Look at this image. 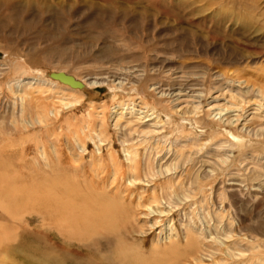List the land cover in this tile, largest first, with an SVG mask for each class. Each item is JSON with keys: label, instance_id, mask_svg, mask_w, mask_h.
<instances>
[{"label": "rangeland", "instance_id": "rangeland-1", "mask_svg": "<svg viewBox=\"0 0 264 264\" xmlns=\"http://www.w3.org/2000/svg\"><path fill=\"white\" fill-rule=\"evenodd\" d=\"M238 1L261 24L201 0H0V194L26 206L0 236L43 248L66 214L111 263L264 264V0Z\"/></svg>", "mask_w": 264, "mask_h": 264}, {"label": "bare ground", "instance_id": "bare-ground-1", "mask_svg": "<svg viewBox=\"0 0 264 264\" xmlns=\"http://www.w3.org/2000/svg\"><path fill=\"white\" fill-rule=\"evenodd\" d=\"M198 1H200V0H198ZM201 1H205V3L203 2L202 4H200V5H202L201 7H200V9L202 8L203 10H209L210 11V13H209V17H210V22H218L219 24L222 22V23H228L229 24V22H231V19H233V18H235L236 17V19H234L233 21H235V22H233V23H235V24H238V18L241 16V15H243V16H246V18L248 19V21H247V23H248V25H253V23H257V24H261L259 21H256L255 20V18L253 17V15H252V13H249V11H248V9H247V7H246V5L245 4H243V3H241L240 1H238V0H201ZM176 2L178 3V5H181V6H185V8H191L193 5H192V0H176ZM204 4V5H203ZM198 6V5H197ZM193 8V7H192ZM230 14V15H229ZM223 15H225V17L223 16ZM224 17V18H223ZM220 18H222V19H220ZM262 18H264V17H262ZM229 19V20H228ZM0 58H3V54H2V51H0ZM55 71V70H54ZM59 71H62V70H59ZM62 72H64V73H66V74H69V75H71L73 78H75V79H77V80H79L76 76H74L73 74H70V73H68V72H65V71H62ZM47 80H50V82L51 83H54L55 85H60V86H65V87H67L69 90L71 89V90H80L81 89V87H82V83H81V81H80V83H81V85L79 86V87H76V86H71V85H69L68 83H66V82H64V81H62V80H60V79H57V78H53V77H48L47 78ZM94 83V82H93ZM91 84V83H90ZM95 84V83H94ZM97 84V83H96ZM98 85V84H97ZM27 188H29L28 186H27ZM51 188H53V187H51ZM22 189H23V187H22ZM32 190V189H31ZM20 192H21V190H19ZM18 191V192H19ZM26 191V190H25ZM33 191L34 192H36L35 191V188H33ZM47 191V190H46ZM24 192V191H23ZM23 192L21 193V195H20V193L18 194L17 192H14V191H6V193L4 192H2L1 194H0V200H1V202H0V217L3 219V220H6V218L7 217H9L10 218V220L12 221V225L13 224H17V222H18V226L19 227H22V226H20V222L19 221H17V217H19V216H21V214H22V216L24 215L23 213H22V210H23V207H26V206H22V202H19V201H21V198H24V197H21L22 196V194H23ZM49 191H47V193H48ZM52 192V191H51ZM54 192H55V190H54ZM58 192V191H57ZM47 193H45V191L42 193L43 194V196H45L44 194H46V195H49V194H51L50 192H49V194H47ZM64 193H66L65 191H64ZM73 192H71V194H72ZM34 194V193H33ZM37 194V193H36ZM35 194V195H36ZM41 193L40 194H38L39 196H41L42 195ZM54 194V193H53ZM59 194V193H58ZM58 194H56V195H58ZM20 195V196H19ZM55 195V196H56ZM67 196H69L70 194H66ZM66 195H64L63 197H62V199L63 198H67V196ZM28 196V195H27ZM52 195H50V196H47L48 197V200L50 201V197H51ZM55 196H53L54 198H56ZM61 196V195H60ZM59 196V197H60ZM73 196V195H72ZM71 196V197H72ZM30 197V196H29ZM37 198V197H36ZM61 198V197H60ZM65 198V199H66ZM73 199H74V197H72ZM93 199V198H92ZM98 199V198H97ZM7 201V202H4V201ZM22 200H24V199H22ZM26 200V199H25ZM25 200H24V202H25ZM29 199H27V201H28ZM37 200H38V198H37ZM40 200H43L44 201V198H42V199H40ZM48 200H46L45 199V201L47 202ZM52 200V199H51ZM90 200H91V198H90ZM102 200V199H101ZM48 201V202H49ZM55 201H58V200H55ZM54 201V202H55ZM30 202H31V200H30ZM34 202H36V201H33V203ZM92 202V201H91ZM108 202V201H107ZM50 203V202H49ZM51 203H53L52 201H51ZM62 203H63V201H62ZM61 203V204H62ZM110 203V202H109ZM111 203H113L112 201H111ZM28 204V203H27ZM34 204H36V203H34ZM38 204V203H37ZM102 204H104V203H102ZM25 205V204H24ZM29 205V204H28ZM41 205V204H40ZM47 205H50V204H46L45 203V206H40V207H42L41 209H43V210H38V209H36L37 211H39L40 213L39 214H42L41 212L42 211H44V208H47L48 206ZM55 205V204H54ZM53 205V207H56V206H54ZM57 205V204H56ZM64 205V204H63ZM63 205H61V206H63ZM67 205H71V204H67ZM73 205H75V204H73ZM35 206H37V205H35ZM39 206V205H38ZM57 206H60V205H57ZM97 206H99V205H97ZM103 206V205H102ZM105 206V205H104ZM108 206H110V205H108ZM112 206V205H111ZM50 207H52V205L50 206ZM66 207V206H65ZM68 207V206H67ZM66 207V210L67 209H69V208H67ZM75 207H77V205L75 206ZM114 207V206H113ZM27 208H28V206H27ZM31 208H34V207H31ZM30 208V206H29V209L28 210H30V212H29V216L28 217H26V221H27V223H25V224H30L31 223V219H33V218H30V217H35V219L37 220V221H39V220H41L40 219V217H39V214L37 213V211L35 210V214H34V210L33 211H31L32 209ZM37 208V207H36ZM61 208V207H60ZM73 208V207H72ZM100 208L101 209H103L102 207H101V205H100ZM109 208V207H108ZM48 210H49V208H47ZM64 209V208H63ZM85 209H87V208H85ZM105 209H107V208H105ZM25 210V209H24ZM88 210V209H87ZM90 211H88V212H91V211H93V209L91 210V209H89ZM65 211V210H64ZM64 211H63V213H64ZM82 211V210H81ZM106 211V210H105ZM25 212V214L26 213H28L27 212V210L26 211H24ZM45 212V211H44ZM66 212V211H65ZM94 212V211H93ZM111 212H113V211H111ZM2 214V215H1ZM45 214H47V212H45ZM52 214V213H51ZM56 214V213H55ZM69 214V213H68ZM79 214H80V212H79ZM81 214H83V213H81ZM111 214V213H110ZM74 215H75V213H74ZM78 215V214H77ZM84 215V214H83ZM108 215V214H107ZM42 216H43V214H42ZM44 216H47V215H44ZM43 216V217H44ZM48 216H50V215H48ZM56 216H58V213H57V215ZM62 216V215H61ZM71 216H73V215H71ZM85 216V215H84ZM53 218H55L54 216H52ZM59 217V216H58ZM58 217H56L57 219H58ZM110 217V216H109ZM112 217V216H111ZM53 218H51L53 221H54V219ZM76 218H80V216L78 217V216H76ZM20 219V218H19ZM43 220H44V218H42ZM48 219H50V218H48ZM50 219V220H51ZM81 219V218H80ZM111 219V218H110ZM50 220H48V221H50ZM51 220V221H52ZM63 220V221H62ZM71 220H74V219H71V217H70V215L68 216V215H66L65 214V217H63V218H59L57 221H58V223H57V225H56V230H55V233L61 238V240H60V238H59V241H53L52 239H51V237H49V239L48 238H46V240L48 241V245H43V248H39L38 246H37V244H35V243H33L34 242V240H35V235L33 234V233H31V234H33V235H31L30 233H29V231H33L34 230V228H32L31 229V227H30V230H27L26 228H21L19 231H21V232H19V233H17L16 231V233L14 234L15 236H13L12 235V233H10L11 235L10 236H13V237H10L9 238V236L7 237V236H0V241H3L4 243H1V245H2V247H3V249H4V251H5V254H4V256H3V258L0 260L1 262H3V264H121V263H117V262H114L113 263V261H112V263L111 262H108L106 259H104L103 257H101V256H99L98 254H100V253H95V254H89L88 253V250L86 251V249L85 248H79V250L77 249H74L73 247H72V240L74 241V240H76L75 242H76V245H83V243L86 241V242H89V241H92V240H89V239H91V238H88V236H90L91 234H88V233H86L85 232V229L82 227V225H85L84 223H80L79 221H77V219L75 220V221H71ZM79 220V219H78ZM20 221H22V220H20ZM25 221V222H26ZM42 221V220H41ZM113 221V220H112ZM83 222V221H82ZM87 223H88V221H86ZM7 223H9V222H7ZM35 223V222H34ZM43 223V222H42ZM47 223H49V224H52V223H50V222H47ZM46 223V224H47ZM55 223V222H54ZM77 223V224H76ZM82 224V225H79V224ZM15 224V225H16ZM112 224V223H111ZM38 225V224H37ZM14 226V225H13ZM18 226H16V227H18ZM80 226V227H79ZM96 226V225H95ZM104 226V225H103ZM117 226V225H116ZM16 227H14V229H16ZM33 227V226H32ZM53 227V226H52ZM87 227V226H86ZM85 227V228H86ZM92 227V226H91ZM102 227V226H101ZM45 228V226L43 227V229ZM48 227H46V229H47ZM54 228H55V226H54ZM90 228V227H89ZM118 228V227H117ZM3 231L5 230V232L6 233H8L6 230V228L5 227H2L1 228ZM13 228H11V230H12ZM13 229V230H14ZM19 229V228H18ZM23 229H26V231H24ZM50 229H51V227H50ZM103 229V228H102ZM114 229V228H113ZM10 230V231H11ZM87 230H88V228H87ZM104 230V229H103ZM116 230V229H115ZM90 231V230H89ZM105 231V230H104ZM44 232H46L45 231V229H44ZM84 232H85V234L86 235H84ZM50 233H51V231H50ZM81 233V234H80ZM90 233V232H89ZM114 233V232H113ZM36 234V233H35ZM39 234H40V232H39ZM41 235V234H40ZM40 235H39V237H40ZM46 235V234H45ZM95 234H93V235H91V237L92 236H94ZM48 236V235H47ZM46 236V237H47ZM87 236V237H86ZM98 236V235H97ZM100 236V235H99ZM108 236V235H107ZM37 237V236H36ZM54 237V236H53ZM104 237H105V234H104ZM121 237V236H120ZM13 238V239H12ZM41 238V237H40ZM56 238V237H55ZM100 238V237H99ZM106 238V237H105ZM104 238V239H105ZM108 238V237H107ZM97 239V238H96ZM95 239V240H96ZM171 239V238H170ZM10 240H13V242L12 243H9L10 242ZM41 240V239H40ZM46 240H44V242L46 241ZM50 240L51 241H53V242H51V243H49L50 242ZM106 240V239H105ZM39 241V240H38ZM46 241V242H47ZM107 241H110L109 239L107 240ZM45 242V243H46ZM101 242V240L99 241V243ZM103 242V241H102ZM74 243V242H73ZM94 243H97V242H94ZM98 243V244H99ZM110 244V243H109ZM123 244V243H122ZM180 245V244H179ZM87 247V246H86ZM106 248V247H105ZM114 248V247H113ZM186 248H189V247H186ZM175 249V248H174ZM1 250V249H0ZM124 250H125V248H124ZM132 249H130V251H131ZM139 250V249H138ZM103 251V250H102ZM130 251L129 250H126V252L127 253H129L130 254ZM100 252V251H99ZM164 252V251H163ZM180 253V252H179ZM184 253V252H183ZM132 254H133V252H132ZM131 254V255H132ZM135 254V253H134ZM136 254H137V252H136ZM141 254V253H140ZM144 254V253H143ZM121 255V254H120ZM130 255V256H131ZM180 255H182V253L180 254ZM109 256V255H108ZM130 256L127 254V255H125V257L124 258H127L128 260H130L129 258H130ZM133 256V255H132ZM147 256H149V255H147ZM163 256V255H162ZM175 256V255H174ZM106 257H107V255H106ZM110 257V256H109ZM123 257V256H122ZM176 257H177V255H176ZM178 257H180V256H178ZM177 257V258H178ZM108 258V257H107ZM140 258L141 257H137L136 256V258H135V256H133L132 257V261L134 262V264H145L146 262L145 261H143V262H141L140 261ZM183 258V257H182ZM114 259H116V258H114ZM122 259V258H121ZM126 259V260H127ZM117 260V259H116ZM123 260V259H122ZM125 260V261H126ZM156 260V259H155ZM154 260V261H155ZM118 261H119V259H118ZM121 261V260H120ZM147 261V260H146ZM158 261V260H157ZM159 261H161V263H162V260L160 259ZM172 261H174V260H172ZM122 262H124V261H122ZM126 263V262H125ZM128 263V262H127ZM152 262H150V264H151ZM164 263V262H163ZM162 263V264H163ZM131 264V263H130Z\"/></svg>", "mask_w": 264, "mask_h": 264}, {"label": "water", "instance_id": "water-1", "mask_svg": "<svg viewBox=\"0 0 264 264\" xmlns=\"http://www.w3.org/2000/svg\"><path fill=\"white\" fill-rule=\"evenodd\" d=\"M48 74L53 77V78H57L60 79L66 83H68L71 86H76L79 87L81 85L80 81L73 78L71 75L66 74L62 71H49Z\"/></svg>", "mask_w": 264, "mask_h": 264}]
</instances>
